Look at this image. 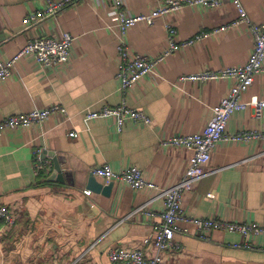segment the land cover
Masks as SVG:
<instances>
[{
  "label": "crops",
  "instance_id": "crops-1",
  "mask_svg": "<svg viewBox=\"0 0 264 264\" xmlns=\"http://www.w3.org/2000/svg\"><path fill=\"white\" fill-rule=\"evenodd\" d=\"M45 1L0 0L2 59L13 58L37 36L60 38L69 33L74 38L67 66L43 67L24 57L12 76L0 82V120L52 106L66 111L0 135V206L16 217L10 230L0 221V264H116L109 252L143 248L144 239L162 222L161 193L175 186L189 166L192 151L163 148L162 142L201 132L233 85L230 79L181 82L180 78L244 66L254 47L251 24L264 21V0H240L249 19L244 23L236 24L238 12L225 1L220 9L186 6L152 26L139 23L127 32L123 39L132 52L154 57L168 45V26L176 30L178 49L125 99L128 106L146 114L147 126L87 118L124 101L117 77L122 37L111 2L81 0L56 18L25 29L23 20ZM125 3L132 16L147 15L155 6L152 0ZM200 34L208 36L183 44ZM254 98L264 100V75L256 77L241 100L249 103ZM243 131L264 132V110L259 117L252 108L236 112L226 133ZM38 150L50 161V169L36 177ZM55 158L63 182L52 179ZM105 164L116 172L137 166L158 191H135L114 183L108 196L93 193L86 187L92 170ZM205 172L184 196L187 215L264 226V143L222 141ZM179 227L175 242L180 249L165 253L164 264H264V236L245 239L213 231L210 240L202 241L194 235L193 225L180 222ZM245 243L251 248L235 247Z\"/></svg>",
  "mask_w": 264,
  "mask_h": 264
},
{
  "label": "built area",
  "instance_id": "built-area-1",
  "mask_svg": "<svg viewBox=\"0 0 264 264\" xmlns=\"http://www.w3.org/2000/svg\"><path fill=\"white\" fill-rule=\"evenodd\" d=\"M81 0H46L40 10L30 13L24 20L25 29L37 27L45 21L54 19L66 8L76 5ZM116 15L121 43L118 46L119 65L118 80L120 91L123 95V103L116 107H104L98 111L87 114L88 119L114 118L119 124L131 121L147 126L150 119L145 113L131 108L125 102L129 91L144 78L153 74L155 68L163 63L174 51L178 49L176 30L172 25L167 28L168 45L154 57L140 56L130 50L125 39L127 32L135 25L142 23L152 26L162 16L173 15L186 6L202 7L205 9H220L225 1H229L238 12L239 18L236 22H248L247 12L240 0H152L155 4L151 13L147 15H129L126 12L125 0H109ZM221 30H215L219 32ZM254 38V47L247 63L241 67L228 68L219 72H203L193 76H182L181 82H207L209 80L230 79L232 88L225 98L212 110L213 114L205 128L196 134L176 135L162 142L163 148H177L192 151L189 158V166L182 179L173 187L161 193L164 199V211L161 214L162 222L153 228L150 236L144 239L143 248L119 247L109 252V259L116 264H164V254L180 249L175 242V236L182 230L180 222L191 224L195 227L194 235L202 241L210 240L213 231H223L240 234L243 238L264 236V226L256 223L227 222L224 220L199 219L189 216L183 208L184 196L190 192L196 182L201 180L206 172L205 167L209 165L216 146L222 141H233L237 143H264V132L243 131L228 136L227 125L236 112L252 108L256 116H261L264 110V100L254 98L249 103L241 100L242 95L253 86L259 75H264V21L251 24ZM208 34H200L185 45H192L206 38ZM74 38L69 33H63L60 38L49 36H37L27 41L20 52L10 59L0 57V82L12 76L15 64L24 57L33 58L43 67L67 66L70 63ZM66 114L59 106L46 109L33 110L26 114L6 116L0 120V135L6 130L27 129L35 124L48 120L54 113ZM50 169V161L45 159L40 150L36 151L34 157V172L36 177L42 173L46 174ZM92 176L103 180L106 184H125L135 191H158V186L145 178L143 172L137 166H130L122 171L116 172L111 166L105 164L92 170ZM87 195L89 191L85 192ZM151 200L148 202L150 204ZM141 210V209H140ZM153 216L152 214H148ZM0 221L6 229H12L16 224L15 212L4 206H0ZM187 232V230H185ZM251 248L249 243L236 245V248ZM146 249H145V248ZM152 250V255L148 251Z\"/></svg>",
  "mask_w": 264,
  "mask_h": 264
},
{
  "label": "water",
  "instance_id": "water-1",
  "mask_svg": "<svg viewBox=\"0 0 264 264\" xmlns=\"http://www.w3.org/2000/svg\"><path fill=\"white\" fill-rule=\"evenodd\" d=\"M54 163H55V172L52 175V179H56L60 182H63V178H62V170L58 164V160L55 158L54 159ZM114 183H111L107 186H102L101 184L97 183L96 178L94 176H91L88 180L87 183V189L91 190L93 193H97V194H102L104 196H108V194L110 193V190L112 189Z\"/></svg>",
  "mask_w": 264,
  "mask_h": 264
},
{
  "label": "trees",
  "instance_id": "trees-1",
  "mask_svg": "<svg viewBox=\"0 0 264 264\" xmlns=\"http://www.w3.org/2000/svg\"><path fill=\"white\" fill-rule=\"evenodd\" d=\"M46 177L45 176H43L41 179H45Z\"/></svg>",
  "mask_w": 264,
  "mask_h": 264
}]
</instances>
